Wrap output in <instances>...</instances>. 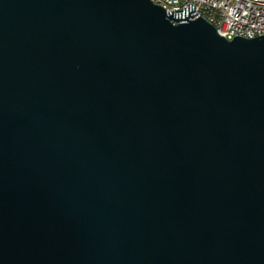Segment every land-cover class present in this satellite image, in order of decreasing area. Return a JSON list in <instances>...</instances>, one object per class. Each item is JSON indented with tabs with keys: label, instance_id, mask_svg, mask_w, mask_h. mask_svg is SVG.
Masks as SVG:
<instances>
[{
	"label": "water",
	"instance_id": "1",
	"mask_svg": "<svg viewBox=\"0 0 264 264\" xmlns=\"http://www.w3.org/2000/svg\"><path fill=\"white\" fill-rule=\"evenodd\" d=\"M0 264H264V34L0 0Z\"/></svg>",
	"mask_w": 264,
	"mask_h": 264
},
{
	"label": "built area",
	"instance_id": "2",
	"mask_svg": "<svg viewBox=\"0 0 264 264\" xmlns=\"http://www.w3.org/2000/svg\"><path fill=\"white\" fill-rule=\"evenodd\" d=\"M167 14L202 17L226 39L264 34V0H156Z\"/></svg>",
	"mask_w": 264,
	"mask_h": 264
},
{
	"label": "bare ground",
	"instance_id": "3",
	"mask_svg": "<svg viewBox=\"0 0 264 264\" xmlns=\"http://www.w3.org/2000/svg\"><path fill=\"white\" fill-rule=\"evenodd\" d=\"M151 1L156 4V0H151ZM159 6H161L164 9L163 5H159ZM216 29H217L218 33L221 34V28H216ZM257 35H262V34H255V36H257Z\"/></svg>",
	"mask_w": 264,
	"mask_h": 264
}]
</instances>
